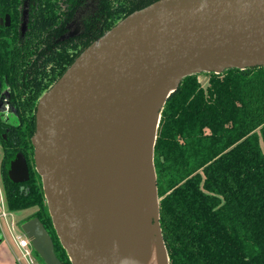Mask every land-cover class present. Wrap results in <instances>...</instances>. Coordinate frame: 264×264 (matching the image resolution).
<instances>
[{
    "label": "trees",
    "instance_id": "trees-1",
    "mask_svg": "<svg viewBox=\"0 0 264 264\" xmlns=\"http://www.w3.org/2000/svg\"><path fill=\"white\" fill-rule=\"evenodd\" d=\"M155 1L99 0L85 31L60 39L86 0H0V105L16 117L8 122L0 111L2 185L10 212L37 207L28 220H41L64 264L72 262L34 162L38 103L94 40ZM209 74L207 87L199 73L181 80L158 128L154 164L169 263L264 264V66ZM19 152L30 170L23 183L9 176Z\"/></svg>",
    "mask_w": 264,
    "mask_h": 264
},
{
    "label": "water",
    "instance_id": "water-1",
    "mask_svg": "<svg viewBox=\"0 0 264 264\" xmlns=\"http://www.w3.org/2000/svg\"><path fill=\"white\" fill-rule=\"evenodd\" d=\"M257 66H264V0H157L80 53L40 99L32 138L53 224L72 264H133L109 216L124 137L154 106L160 124L185 76ZM9 176L30 179L23 153ZM155 183L158 195L157 176ZM157 223L170 264L160 209ZM21 228L46 264H64L39 218Z\"/></svg>",
    "mask_w": 264,
    "mask_h": 264
},
{
    "label": "bare ground",
    "instance_id": "bare-ground-1",
    "mask_svg": "<svg viewBox=\"0 0 264 264\" xmlns=\"http://www.w3.org/2000/svg\"><path fill=\"white\" fill-rule=\"evenodd\" d=\"M154 106L125 137L113 177L109 216L133 264H168L157 223L159 199L153 146L159 124Z\"/></svg>",
    "mask_w": 264,
    "mask_h": 264
},
{
    "label": "crops",
    "instance_id": "crops-1",
    "mask_svg": "<svg viewBox=\"0 0 264 264\" xmlns=\"http://www.w3.org/2000/svg\"><path fill=\"white\" fill-rule=\"evenodd\" d=\"M1 164V162H0ZM2 179L0 174V191H1ZM3 186V185H2ZM0 192V212H5L7 216H0V264H22L18 260L19 250L14 238L15 231L12 230V223L15 222L16 230L19 229L17 221H15L14 212H7L3 205V196ZM2 206V208H1ZM9 216H11L9 218ZM20 230V231H21ZM11 239V241L9 240ZM12 242V243H11Z\"/></svg>",
    "mask_w": 264,
    "mask_h": 264
},
{
    "label": "rangeland",
    "instance_id": "rangeland-1",
    "mask_svg": "<svg viewBox=\"0 0 264 264\" xmlns=\"http://www.w3.org/2000/svg\"><path fill=\"white\" fill-rule=\"evenodd\" d=\"M209 78H210V74L209 72H202L199 73V80L201 82V84L204 87H207L209 85ZM2 93L4 94V99L6 101V87L3 86L2 88ZM0 111L4 113V118L8 121V122H16V117H15V113H13L12 109L10 108V105L7 102H2L0 105ZM2 155H3V150L2 147L0 145V162L2 159ZM31 165L33 167V169L35 168L34 163L31 162ZM2 192V196H3V205H4V209L9 212L8 209V205H7V199H6V193L4 191L3 186L1 185V191ZM1 196V195H0ZM1 204V203H0ZM2 208V206H1ZM37 207H33V208H29L27 210H20V211H15L14 215H15V221L19 222L18 226L19 229L21 228V226L27 222L28 218L34 213L36 212ZM11 216H9L10 218ZM11 219V218H10ZM21 230V229H20ZM19 230V231H20ZM11 241V239H9ZM2 242V241H1ZM0 242V243H1ZM12 243V242H11ZM33 258L35 260V264H46L44 262V260L42 259V257L39 255V253L34 249L33 250ZM22 264H29L26 260L22 261Z\"/></svg>",
    "mask_w": 264,
    "mask_h": 264
},
{
    "label": "flooded vegetation",
    "instance_id": "flooded-vegetation-1",
    "mask_svg": "<svg viewBox=\"0 0 264 264\" xmlns=\"http://www.w3.org/2000/svg\"><path fill=\"white\" fill-rule=\"evenodd\" d=\"M99 0H86V2L76 11L73 19L68 24V31L61 36L60 39H65L80 35L85 31V20L93 14L98 7ZM6 22V17H5Z\"/></svg>",
    "mask_w": 264,
    "mask_h": 264
},
{
    "label": "built area",
    "instance_id": "built-area-1",
    "mask_svg": "<svg viewBox=\"0 0 264 264\" xmlns=\"http://www.w3.org/2000/svg\"><path fill=\"white\" fill-rule=\"evenodd\" d=\"M0 216H7L5 212H0ZM12 230L15 231L14 238L16 241L17 248L19 250L18 260L22 263L23 260H26L29 264H35V260L33 258V250L34 247L26 235V233L21 230H16L15 222L12 223Z\"/></svg>",
    "mask_w": 264,
    "mask_h": 264
}]
</instances>
